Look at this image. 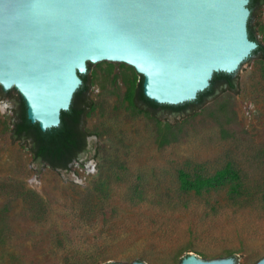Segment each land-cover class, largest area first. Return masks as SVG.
<instances>
[{"label":"rangeland","instance_id":"1","mask_svg":"<svg viewBox=\"0 0 264 264\" xmlns=\"http://www.w3.org/2000/svg\"><path fill=\"white\" fill-rule=\"evenodd\" d=\"M254 22L263 39L264 6ZM136 76L129 65H90L94 108L84 127L94 139L67 170L34 161L12 137L17 92L0 89V264H179L187 255L253 264L264 256V64L251 58L234 90L185 115L157 112L159 121L125 100ZM228 164L238 178L202 192L180 188L178 170L210 176ZM134 188L143 204L177 208L162 219L183 236L156 231L160 217L129 202ZM184 202L195 208L179 209Z\"/></svg>","mask_w":264,"mask_h":264},{"label":"water","instance_id":"2","mask_svg":"<svg viewBox=\"0 0 264 264\" xmlns=\"http://www.w3.org/2000/svg\"><path fill=\"white\" fill-rule=\"evenodd\" d=\"M248 1L0 0V86L21 95L41 130L59 124L88 62L133 67L159 104L193 100L214 72L237 73L250 60ZM234 262L187 255L179 264Z\"/></svg>","mask_w":264,"mask_h":264},{"label":"trees","instance_id":"3","mask_svg":"<svg viewBox=\"0 0 264 264\" xmlns=\"http://www.w3.org/2000/svg\"><path fill=\"white\" fill-rule=\"evenodd\" d=\"M247 6L250 9V15L247 20L248 37L256 41L257 46L243 62L251 58H257L264 64V37L263 39L257 37L256 24L254 22L256 12L264 6V0H249ZM90 65L91 63L88 62L87 71L79 74L82 82L74 92L69 108L61 111L60 122L55 127L41 130L37 122H31L26 114L25 102L16 91V105L13 110L14 120L12 121L11 135L14 139L26 143L34 161L43 162L51 169L67 170L74 160H78L79 153L84 151L86 138L93 135L84 127L87 112L94 108V103L90 98ZM136 74L137 76L134 82L125 92V100L133 109L152 115L157 121L159 120L155 115L158 111L185 115L190 110L200 107L210 98H214L220 90H234L237 86L236 72L227 73L218 71L213 73L209 86L203 91L198 92L195 99L179 104H159L144 95L142 91L143 75L137 72ZM0 89L3 94H9L12 91H4L1 86ZM172 125L169 122L165 124L167 127H172ZM234 178H238V174L234 169L230 168L229 164L216 170L210 176L191 173L184 169L178 170L177 176L181 189L196 192H202V190L209 189L217 183L225 180H233ZM232 190L238 192L237 187H233ZM126 195L131 204H136L141 208L146 205L143 209H148L151 213L157 214L160 217L161 220L155 221L154 226L156 231L174 237L183 236L184 229L179 224H171L162 219L168 214H174L175 211L173 209L177 208H172L168 204L159 202L143 204V192L137 188L129 189ZM175 205L179 207L177 204ZM182 208H185V210H193L195 205L184 202L179 207V209ZM111 263L107 262L104 264ZM234 264L236 263L234 262Z\"/></svg>","mask_w":264,"mask_h":264},{"label":"flooded vegetation","instance_id":"4","mask_svg":"<svg viewBox=\"0 0 264 264\" xmlns=\"http://www.w3.org/2000/svg\"><path fill=\"white\" fill-rule=\"evenodd\" d=\"M16 105V104H15ZM158 112H160V113H162V115H164V116H168V115H170V114H172V115H177V114H174V113H170V112H164V111H158ZM91 136V135H90ZM89 137V136H88ZM88 137L86 138V145H85V149H84V151H82V152H80L79 153V155H78V159H79V156L81 155V154H83V153H85V152H87L88 151V147H89V140H88ZM75 161H78V160H74L73 162H75Z\"/></svg>","mask_w":264,"mask_h":264}]
</instances>
